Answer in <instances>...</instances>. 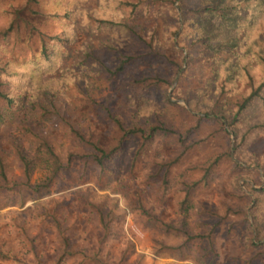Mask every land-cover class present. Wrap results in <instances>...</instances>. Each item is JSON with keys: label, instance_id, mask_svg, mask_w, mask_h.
I'll return each mask as SVG.
<instances>
[{"label": "rangeland", "instance_id": "rangeland-1", "mask_svg": "<svg viewBox=\"0 0 264 264\" xmlns=\"http://www.w3.org/2000/svg\"><path fill=\"white\" fill-rule=\"evenodd\" d=\"M25 2L0 0V29L8 24L7 11ZM207 6L214 8L209 12L214 27L209 42L197 32L201 21L195 13ZM32 7L45 15L24 10L29 25L21 24L8 48L18 59L39 48V36L30 25L56 37V61L66 74L56 104L75 127L110 144L108 109L127 125L138 116L142 123L157 116L173 133L158 136L141 151L139 140L129 137L103 169L90 167L82 174L74 164L46 191L36 193L24 185L0 188V264H246L253 254L243 237H251L248 222L260 207L255 190L264 186V174L261 166L243 162L239 154L248 157L251 148L264 152V140L253 139L264 127L249 130L264 123L263 107H249L238 125L229 121L244 70L260 72L264 0H39ZM137 35L151 41L155 51L127 72L168 81L145 91L152 102L143 105L144 111L126 102L123 74L110 76L79 62L86 49L99 51L106 43L116 47L117 55L147 52ZM104 49V61L113 67L111 53ZM224 78L229 89L219 98L217 85ZM206 110L216 118L199 121L194 130L197 116ZM21 126L47 137L64 161L69 151L88 150L62 127L32 117L0 125V150L10 182L23 179L15 145L26 155L31 152ZM245 130L249 133L243 136ZM177 132L190 133L186 144L191 147L170 169L164 189L161 164L181 150L174 141ZM213 161L211 184L191 187ZM44 171V164L37 163L31 182ZM173 227L209 234L212 244L196 238L184 245L186 237ZM64 239L75 254L59 261Z\"/></svg>", "mask_w": 264, "mask_h": 264}, {"label": "trees", "instance_id": "trees-1", "mask_svg": "<svg viewBox=\"0 0 264 264\" xmlns=\"http://www.w3.org/2000/svg\"><path fill=\"white\" fill-rule=\"evenodd\" d=\"M38 1L26 0L23 6L13 7L12 10L7 11L9 18L8 24L5 28L0 29V40L2 41L0 51V125L14 120L22 121L26 117H32L35 120L62 127L68 135L87 146L88 150L83 153L69 151L64 161L47 137L36 133L28 126H21V132L31 146L30 155H26L19 145H15V154L22 167L23 179L9 181L3 155L0 150V188L12 189L15 186L24 185L36 193L48 190L58 181L62 170L74 164L80 165L82 174H85L90 167H96L99 170L103 169L104 164L108 160L121 152L125 141L129 137H135L139 140L138 150L141 151L148 145H151L158 136H170L173 133V130L166 126L165 122L157 116L155 119L150 121L145 120L143 123L139 121L140 116H138L127 125L118 115L110 112L108 109H106L107 116L111 122L113 131L110 144L104 145L99 139L94 138L92 135H87L80 128L75 127L56 104L58 94L61 90L60 86L66 76L62 67L56 61L59 49L57 42L54 41L56 37L47 36L34 25H30V31L38 34L40 45L36 51L32 49L31 53L22 59H18L15 54L10 52L12 49L10 50L7 45L11 36L18 34L23 22L26 23V26L29 25L23 18L22 14L24 10H29L32 14L45 15L41 10H35L32 7V2L38 3ZM125 4L131 5L134 9L137 7V3L126 1ZM213 10L214 8L207 6L195 11L197 15H200L199 20L201 21V24L197 25V32L201 34V40L203 39L206 42L214 38V35H211L214 32V27L211 14L209 13ZM137 36L147 45V52L117 55L116 47L106 43L104 47H107V51L111 53V59L115 62L113 67H110L104 61V47L100 48L99 51L91 48L86 49L83 56L80 57L79 62L82 67H86L89 64L110 76L123 74L121 88L125 92L126 102L144 111L143 105L152 102V97L147 95L145 91L151 86L160 87L167 85L168 81L166 78L158 75L135 76L127 72L130 66L137 64L145 56H149L155 51L151 41H146L139 35ZM262 44L264 46V33ZM259 64L260 72L258 75L251 74L248 69L244 70L243 87L240 90L239 97L233 101L232 114L229 121L231 126L240 124L241 119L251 106L260 104L264 110V53L260 55ZM225 79L218 81L219 98L226 97L227 90L229 89ZM166 100L170 104H174L168 97H166ZM210 114H213V112L206 110L204 111V116H197V121L194 123V130L198 128L199 121L216 118V115L211 117ZM259 126L264 127V123L255 125L253 128L250 127L249 130L258 128ZM247 133L249 132L245 130L243 136H246ZM177 134L178 136L174 138V141L181 147V150L174 157L161 164V167H164V175L161 180L164 189L169 182L170 169L180 161L185 152L191 147V143L186 144L190 133L177 132ZM253 139L259 141V143L261 140H264V129L263 131L259 130ZM248 151V157L239 154L241 160L247 164L261 166L264 174V152L252 148ZM37 163H43L45 171L40 179L32 183L31 176ZM216 164V161H213L205 167L203 175L191 187L197 186L201 182L205 185L211 184L215 176L213 168ZM234 164L236 167L246 168L241 164ZM262 182L264 184V181ZM255 191L258 193L256 201L260 207L257 211L253 212V222H248L251 237H243L244 246L252 250L253 254L250 259L245 260L246 264H264V242H261L264 239V186ZM144 213L149 218H153L147 211ZM162 224L165 227L172 228L171 224ZM173 228L174 230L181 231L186 237L184 245L196 238H206L208 243L210 245L212 244L209 234H192L185 227ZM74 254L75 252L69 249V245L64 239L59 261H62L66 256H73ZM77 264L84 263L79 262Z\"/></svg>", "mask_w": 264, "mask_h": 264}]
</instances>
